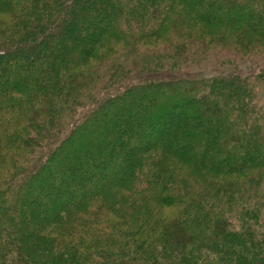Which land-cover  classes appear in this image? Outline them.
I'll use <instances>...</instances> for the list:
<instances>
[{"label": "trees", "instance_id": "1", "mask_svg": "<svg viewBox=\"0 0 264 264\" xmlns=\"http://www.w3.org/2000/svg\"><path fill=\"white\" fill-rule=\"evenodd\" d=\"M0 264H264V0H0Z\"/></svg>", "mask_w": 264, "mask_h": 264}]
</instances>
